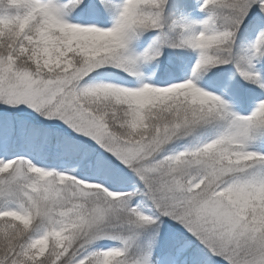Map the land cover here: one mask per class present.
<instances>
[{
	"label": "snow or ice",
	"instance_id": "obj_1",
	"mask_svg": "<svg viewBox=\"0 0 264 264\" xmlns=\"http://www.w3.org/2000/svg\"><path fill=\"white\" fill-rule=\"evenodd\" d=\"M0 264H264V0H0Z\"/></svg>",
	"mask_w": 264,
	"mask_h": 264
}]
</instances>
